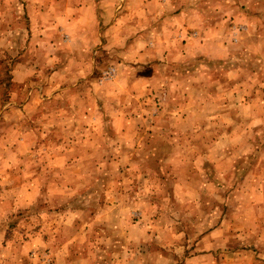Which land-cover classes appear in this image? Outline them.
Listing matches in <instances>:
<instances>
[{
    "label": "rangeland",
    "instance_id": "374dc122",
    "mask_svg": "<svg viewBox=\"0 0 264 264\" xmlns=\"http://www.w3.org/2000/svg\"><path fill=\"white\" fill-rule=\"evenodd\" d=\"M1 176L0 264H264V0H0Z\"/></svg>",
    "mask_w": 264,
    "mask_h": 264
},
{
    "label": "crops",
    "instance_id": "0c3cea01",
    "mask_svg": "<svg viewBox=\"0 0 264 264\" xmlns=\"http://www.w3.org/2000/svg\"><path fill=\"white\" fill-rule=\"evenodd\" d=\"M180 17L177 19V21H179V22H177V27H174V30L176 31V33L178 32L179 33V35H181L182 34V32H184L185 30H186V26H185V24L187 23V21H188V19L190 18L189 16H188V14L186 13V12H182L180 15H179ZM184 19H186V21L184 22ZM182 31V32H181ZM163 52V51H162ZM145 84H147V82H146V80H145V78H141V85H145ZM144 89V88H143ZM120 118V117H119ZM120 122H123L122 120H120V119H118ZM126 121V120H125ZM151 130H155V127L154 128H152ZM147 142L146 141H142V147L143 146H145V144H146ZM148 144H153L152 142H150V143H148ZM147 145V144H146ZM154 149H156V146H153V147H151V148H149V154L148 155H146V156H144V158L145 157H147V158H150V159H153V157L154 158H156V159H158V157L160 156L158 153H156V151L154 150ZM142 155H144L143 153H142ZM174 157H176V156H174ZM174 157H171L172 159L174 158ZM163 159H164V161H165V157L163 156ZM4 182H7V184L8 185H10V184H12V183H14L13 182V179L9 176H7V177H3V176H1L0 177V185L2 184V183H4ZM17 183L19 184L20 183V179H19V181L17 180ZM11 187V186H10ZM8 188V189H6L5 187V189H3V191H1L0 190V219L4 216L3 214H4V212H3V210L5 209V207L7 206V205H9V203L12 201V200H14V199H16L15 198V196H16V194L14 193V192H17L16 190H12V188ZM7 190V191H6ZM211 234V232L209 233H207L206 235L205 234H203L201 237H200V239L198 240V243H200V245H202V243L203 244H205V243H207L208 242V240H210L209 239V235Z\"/></svg>",
    "mask_w": 264,
    "mask_h": 264
}]
</instances>
